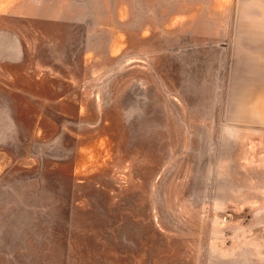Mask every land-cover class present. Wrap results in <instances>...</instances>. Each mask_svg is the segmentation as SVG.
Wrapping results in <instances>:
<instances>
[{"label": "rangeland", "instance_id": "374dc122", "mask_svg": "<svg viewBox=\"0 0 264 264\" xmlns=\"http://www.w3.org/2000/svg\"><path fill=\"white\" fill-rule=\"evenodd\" d=\"M206 12L0 0L27 49L0 64V264H264V129L219 98Z\"/></svg>", "mask_w": 264, "mask_h": 264}, {"label": "crops", "instance_id": "0c3cea01", "mask_svg": "<svg viewBox=\"0 0 264 264\" xmlns=\"http://www.w3.org/2000/svg\"><path fill=\"white\" fill-rule=\"evenodd\" d=\"M198 2L199 8L207 11L206 25L215 27L210 30L216 39L217 72L222 74L217 91H221V101H229L230 120L264 129V0ZM3 33L0 64L26 70L24 43L10 32ZM11 39L16 47L14 56L3 54L12 51Z\"/></svg>", "mask_w": 264, "mask_h": 264}]
</instances>
